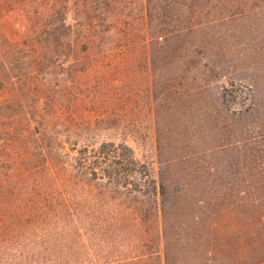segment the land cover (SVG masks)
<instances>
[{
  "label": "rangeland",
  "instance_id": "rangeland-1",
  "mask_svg": "<svg viewBox=\"0 0 264 264\" xmlns=\"http://www.w3.org/2000/svg\"><path fill=\"white\" fill-rule=\"evenodd\" d=\"M35 2L0 0V264H264V0H68L73 63Z\"/></svg>",
  "mask_w": 264,
  "mask_h": 264
},
{
  "label": "trees",
  "instance_id": "trees-1",
  "mask_svg": "<svg viewBox=\"0 0 264 264\" xmlns=\"http://www.w3.org/2000/svg\"><path fill=\"white\" fill-rule=\"evenodd\" d=\"M37 1L38 2H35L37 3L35 7H39L40 10L38 11L36 10V13L42 14V15L45 14L53 19V23H54L53 40L55 39L56 42H58L57 45H64L65 51L68 52L67 54H70L71 56L72 63L77 61L75 60L77 57H74V53H75V50L77 47L76 44L78 41L81 42L80 45H81L83 57L88 55V52L90 49L89 43L91 41V37L86 35L85 26L81 22H78V24H74L72 26L64 22L65 13L67 12V7H68L66 2L68 0H37ZM77 2H79L81 5H84L86 3V0H76V3ZM74 36H77V37L74 38ZM0 42L3 43V45H0V69H3V71L7 73L6 69H11V67L14 65V63L11 61V58H14V56H16L15 54H12L9 51V49L10 47H12V49L16 47V45L19 44V39H12V38H7L3 36V38L0 39ZM21 43L22 45L24 44L27 47H29L30 51L34 50V48H32L31 38L26 37L21 41ZM61 54L64 55L65 52ZM81 59H84V58L81 57ZM81 59H78V61ZM15 60L18 61L20 59L17 57ZM35 60L36 59H34V61ZM27 68L37 69V66L28 65ZM4 72L0 73V79H2L1 77L4 78ZM83 159H85V157Z\"/></svg>",
  "mask_w": 264,
  "mask_h": 264
}]
</instances>
